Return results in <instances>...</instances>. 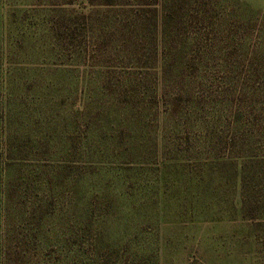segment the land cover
I'll list each match as a JSON object with an SVG mask.
<instances>
[{"label":"rangeland","instance_id":"374dc122","mask_svg":"<svg viewBox=\"0 0 264 264\" xmlns=\"http://www.w3.org/2000/svg\"><path fill=\"white\" fill-rule=\"evenodd\" d=\"M170 1L166 62L158 0H0V252L264 264V140L228 151L198 116L264 122V0Z\"/></svg>","mask_w":264,"mask_h":264},{"label":"trees","instance_id":"16d2710c","mask_svg":"<svg viewBox=\"0 0 264 264\" xmlns=\"http://www.w3.org/2000/svg\"><path fill=\"white\" fill-rule=\"evenodd\" d=\"M184 1V0H181ZM188 1V0H187ZM198 8L199 11L201 13L202 20H206L209 19L211 17L210 13L207 11L208 10V6L211 4L210 1L208 0H193ZM110 2H112V0H110ZM160 7H155L156 9H154L153 11L159 12V16H156L159 18V28H161V39L160 41L156 42L154 44V49L156 51V53L158 52V54L160 53V55H162V57L165 59V61L167 62V57L164 54L165 52H168V48L170 50V47L168 46V44L165 42L164 40V29L166 27V24L168 23V5L169 3H172L170 0H158ZM179 2V1H178ZM234 15L232 12H221L220 13V20L221 23L223 21L222 24H224L227 21H231V18H233ZM236 21L234 22V25L232 24V27L230 28H223L224 25H221L219 23V27L218 30H221L222 34H226V38H228V40L230 41V44L232 45V47L234 48L235 43L230 40H237L238 37H242L246 34V32L248 33V28L245 27V24H248L245 21L248 20H244V25H240L238 26V20L237 18L235 19ZM219 22V21H218ZM140 26H141V31H144V25L143 22H140ZM163 32V35H162ZM241 49L243 51L246 50V47L244 46L245 43H241ZM244 44V45H243ZM188 50H191V48H188ZM193 50V49H192ZM208 51V50H207ZM189 60H185L182 59L180 60V64L179 66H176V71H182L183 73H187V72H191L192 69L194 70H198V72H200V70H203V68H207V64H208V60H195L193 57H191V55H189ZM170 62V60H169ZM170 66V65H169ZM169 69H171V67H169ZM159 70L161 72H165L166 70H168V67L165 68L164 64H160L159 65ZM189 79V77H188ZM189 86V85H187ZM185 91V89H184ZM188 92V91H187ZM180 96V94H179ZM216 101V99H211L210 100V105L211 107H213L214 110V114L218 115L219 112L216 110L217 107L221 108V104L218 105ZM232 107V108H231ZM230 110L232 109V111H230L232 113V115L230 116V118L232 119V122L230 123H225L222 122L221 124H216L214 123V121H212L211 119L204 121L205 118H203L202 115H199L198 113H202L204 109V106H201L200 103H198V108L197 110L189 113L188 118L191 119L192 116H194L195 114H198V116H201L202 121L199 124V126H201L202 128H205V132L208 130L207 126H212L213 128H216L215 126H219L218 130L215 131H209L207 134V137H209L211 134L214 135V133H218L219 136H224L225 140L228 142L229 146H228V151H232V152H236L238 150V147H241V143H245L247 142V140H255V138H258L260 140H264V122L262 124L259 123H251L252 122V117H255L254 114V110H251L248 112V109L245 107L244 109L241 108V105H237V107L231 105ZM194 108V107H193ZM194 110V109H193ZM263 111H261L264 114V109H261ZM222 117L225 115H221ZM246 119V120H244ZM212 121V122H211ZM207 129V130H206ZM212 130V129H211ZM217 135V136H218ZM249 143V142H248ZM261 150H264V145L263 143L261 144ZM226 149V148H225ZM236 150V151H235ZM257 150V149H256ZM241 152V154H248L247 151ZM252 152V151H251ZM246 156V155H243ZM249 156V155H247ZM7 247V246H6ZM11 250V249H10ZM9 250V247L6 248V250H4L3 252H0V264H12L13 261L16 260H21V261H26L27 264L31 263L33 264V262H36V264H88L86 263L87 260H91V259H82L80 257V255L78 254H74V255H70V254H65L62 255V257H58V258H53V257H46L45 255H43V257L41 258L39 254H28L25 253V255H23V253L18 254L17 256L19 258L15 259L12 258V256H14L13 253H11ZM19 253V252H18ZM95 262H102L101 258H94L93 259ZM93 264H96L93 262Z\"/></svg>","mask_w":264,"mask_h":264}]
</instances>
